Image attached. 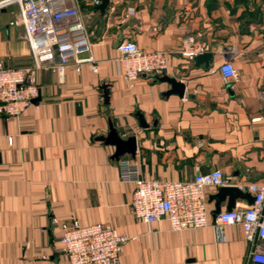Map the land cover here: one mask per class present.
<instances>
[{
	"label": "crops",
	"instance_id": "crops-1",
	"mask_svg": "<svg viewBox=\"0 0 264 264\" xmlns=\"http://www.w3.org/2000/svg\"><path fill=\"white\" fill-rule=\"evenodd\" d=\"M95 6L79 0L97 70L83 62L76 71L71 60L59 82L51 67L38 69L35 104L19 117L0 114V264H68L51 217L125 233L118 264H261L251 261L240 226H224L218 238L210 198L218 187L206 188L207 226L174 231L165 218L146 224L133 216L134 186L120 180L118 164L135 161L147 180L219 168L225 186L249 192L248 184L264 182V0H109L103 15ZM123 40L162 51L164 74L185 84L183 96L143 74L129 87L117 60ZM199 46L211 54L208 66L184 54ZM227 59L236 81L219 71ZM0 61L32 64L16 5L0 9ZM108 117L122 139L135 136L133 157L113 159L115 147L97 140ZM247 204L237 198L234 207Z\"/></svg>",
	"mask_w": 264,
	"mask_h": 264
},
{
	"label": "built area",
	"instance_id": "built-area-1",
	"mask_svg": "<svg viewBox=\"0 0 264 264\" xmlns=\"http://www.w3.org/2000/svg\"><path fill=\"white\" fill-rule=\"evenodd\" d=\"M94 3L97 5L99 0ZM9 5L18 7L32 64L7 67L0 61V114L19 117L35 104L33 99L38 97V69L51 67L62 82L71 60L76 71L83 62L89 63L92 71L97 68L90 53L89 32L79 9V0H0V9ZM116 49L121 77L129 87H133L142 74L153 77L166 72L167 63L162 51H144L130 40L121 41ZM203 51L199 46L184 54L192 59ZM82 53L87 56L79 58ZM261 65L264 68V57ZM219 71L225 80L238 79L237 70L228 59L220 64ZM118 170L120 180L134 186L133 216L146 224L165 218L174 231L207 226L206 188L230 184L219 168L198 172L192 179L182 181L143 179L133 160H120ZM246 188L254 197L253 202L220 211L214 217L213 226L220 239L224 226H240L251 245V261L264 264V182H252ZM50 222L58 223L62 230L59 241L68 264H118L122 245L129 239L110 223L81 225L76 219L67 221L56 217H51Z\"/></svg>",
	"mask_w": 264,
	"mask_h": 264
},
{
	"label": "water",
	"instance_id": "water-1",
	"mask_svg": "<svg viewBox=\"0 0 264 264\" xmlns=\"http://www.w3.org/2000/svg\"><path fill=\"white\" fill-rule=\"evenodd\" d=\"M109 4V0H99V3L95 6V9L100 12L101 15L105 13V10ZM211 58L210 53H201L195 56L194 62L195 65L199 63H204L206 66L209 64V60ZM155 80L161 82H167L170 85V88L166 91V94H177L179 97H182L185 91V84L177 81L175 78L170 77L166 74L157 76H153ZM108 84L102 83L100 85V89L102 90V96L104 103L109 102V88ZM38 97L33 99V102H36ZM141 117V116H140ZM141 119V118H140ZM142 123V120H140ZM143 124V123H142ZM97 140L104 142L105 144H110L115 147V151L111 158L119 159L121 156L128 154L130 156L135 155L136 151V139L135 136L131 135L126 137V139H122L114 126V123L110 117H108V132L106 136H98ZM228 197V204L226 209L230 210L234 207L235 199L241 198L247 200L249 204H251L254 200V197L247 191H242L236 186H219L217 192L210 196L211 199L215 200V208L213 210V214H217L220 211L219 203Z\"/></svg>",
	"mask_w": 264,
	"mask_h": 264
}]
</instances>
